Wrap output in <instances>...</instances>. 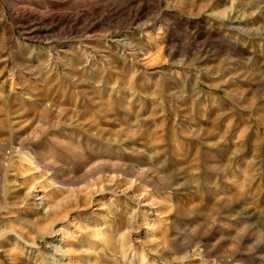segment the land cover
<instances>
[{"label":"rangeland","instance_id":"obj_1","mask_svg":"<svg viewBox=\"0 0 264 264\" xmlns=\"http://www.w3.org/2000/svg\"><path fill=\"white\" fill-rule=\"evenodd\" d=\"M0 264H264V0H0Z\"/></svg>","mask_w":264,"mask_h":264},{"label":"bare ground","instance_id":"obj_2","mask_svg":"<svg viewBox=\"0 0 264 264\" xmlns=\"http://www.w3.org/2000/svg\"><path fill=\"white\" fill-rule=\"evenodd\" d=\"M14 9V8H13ZM132 47V46H131ZM139 52V51H138ZM140 53V52H139ZM139 60V59H138ZM136 61V60H135ZM135 63V62H134ZM69 69V68H68ZM134 70V69H133ZM138 71V70H137ZM134 78H135V80L137 81H140V82H138V85H139V88H140V90H143V86H142V82H143V80H140V78H137L138 77V75H137V73L136 74H134V76H133ZM135 82V81H134ZM145 89V88H144ZM59 143V142H58ZM63 143V142H62ZM64 145H66V144H64ZM35 159V158H34ZM32 161V160H31ZM40 163H42L43 165H50V164H52L53 162H51V159L49 158V157H45L43 160H41L40 161ZM37 164V163H36ZM33 165V164H32ZM95 167V166H94ZM94 167H92L91 168V170L89 171V172H91L93 169H94ZM86 168V167H85ZM87 173V172H86ZM84 174V173H83ZM79 178V177H78ZM89 221V220H88ZM89 222H91V220L89 221ZM85 226V225H84ZM86 227V230H87V226H85ZM85 227H83V228H85ZM101 227V229H105L106 228V224H103L102 226H100Z\"/></svg>","mask_w":264,"mask_h":264}]
</instances>
